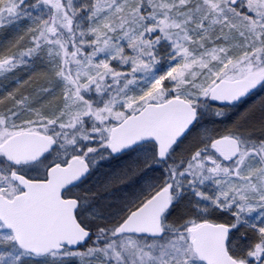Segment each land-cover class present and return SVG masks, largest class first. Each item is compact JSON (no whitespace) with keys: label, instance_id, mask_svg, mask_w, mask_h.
<instances>
[{"label":"snow or ice","instance_id":"obj_1","mask_svg":"<svg viewBox=\"0 0 264 264\" xmlns=\"http://www.w3.org/2000/svg\"><path fill=\"white\" fill-rule=\"evenodd\" d=\"M0 264H264V0H0Z\"/></svg>","mask_w":264,"mask_h":264}]
</instances>
